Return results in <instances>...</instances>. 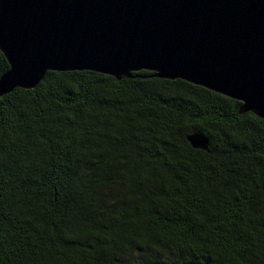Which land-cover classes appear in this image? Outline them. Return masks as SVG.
Masks as SVG:
<instances>
[{
  "label": "trees",
  "instance_id": "16d2710c",
  "mask_svg": "<svg viewBox=\"0 0 264 264\" xmlns=\"http://www.w3.org/2000/svg\"><path fill=\"white\" fill-rule=\"evenodd\" d=\"M240 107L147 70L1 95L0 264H264V119Z\"/></svg>",
  "mask_w": 264,
  "mask_h": 264
},
{
  "label": "water",
  "instance_id": "95a60500",
  "mask_svg": "<svg viewBox=\"0 0 264 264\" xmlns=\"http://www.w3.org/2000/svg\"><path fill=\"white\" fill-rule=\"evenodd\" d=\"M0 96L47 71L121 79L147 70L241 102L264 119V0H0ZM206 150L203 133L187 135Z\"/></svg>",
  "mask_w": 264,
  "mask_h": 264
}]
</instances>
